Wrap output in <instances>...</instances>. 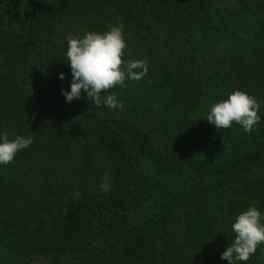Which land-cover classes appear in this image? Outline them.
Listing matches in <instances>:
<instances>
[{
    "label": "trees",
    "instance_id": "16d2710c",
    "mask_svg": "<svg viewBox=\"0 0 264 264\" xmlns=\"http://www.w3.org/2000/svg\"><path fill=\"white\" fill-rule=\"evenodd\" d=\"M120 24L147 74L108 90L122 110L67 103V37ZM234 90L251 132L206 120ZM0 132L33 137L0 166V264H228L264 213V0H0Z\"/></svg>",
    "mask_w": 264,
    "mask_h": 264
},
{
    "label": "clouds",
    "instance_id": "9594fccd",
    "mask_svg": "<svg viewBox=\"0 0 264 264\" xmlns=\"http://www.w3.org/2000/svg\"><path fill=\"white\" fill-rule=\"evenodd\" d=\"M123 27L120 24L105 32L91 31L82 37H67L66 61L70 66L72 79L70 90H61L67 103L80 99L83 90L86 98L97 108L103 105L109 109H123V102L108 90L116 85L126 87V80H140L148 72L146 61L122 59L127 46ZM59 79H65V74L60 73ZM260 108L261 102L254 96L242 90H234L227 98L211 106L206 120L218 130L230 128L235 122L245 132H251L260 122ZM32 143L31 135L9 138L6 132H0V166L10 164L19 151ZM111 188L112 184L108 179L100 184L103 193H108ZM79 194L77 191L76 195ZM231 228L235 236L221 253V259L228 261V264L247 262L258 246L264 244V213L254 205L249 206L236 216Z\"/></svg>",
    "mask_w": 264,
    "mask_h": 264
}]
</instances>
